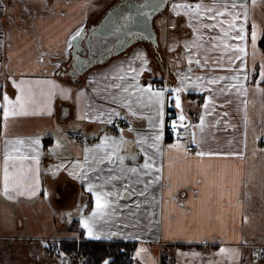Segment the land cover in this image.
I'll return each instance as SVG.
<instances>
[{
	"label": "crops",
	"instance_id": "1",
	"mask_svg": "<svg viewBox=\"0 0 264 264\" xmlns=\"http://www.w3.org/2000/svg\"><path fill=\"white\" fill-rule=\"evenodd\" d=\"M115 1L0 0V264H65L62 261L68 258L48 256L47 247L55 241H80L82 236L137 242V264H161L162 257L168 264H263L264 92L256 84L264 63V0H241L248 11L246 80L241 62L230 63L233 51L225 46L239 41L228 38L227 24L213 29L204 26L229 17L198 19L194 10L201 3L223 11L225 5L231 8V0L173 1L193 8L171 7L167 12L159 47L166 64L158 60L153 45L144 43L127 59L113 60L106 68L76 78L63 75L62 65L72 58L70 50L65 51L69 34L81 26L97 25ZM253 24L260 36L255 55L250 40ZM144 59L147 64L142 63ZM129 63L139 71L141 86L151 83L154 91L166 89L163 120L168 110L177 113L178 124L186 129L182 141L167 138L163 129V138L153 147L160 131L153 102L146 93L111 86L122 83L128 87ZM172 69L176 72L173 78ZM115 76L125 79L113 80ZM233 76L245 85L246 94L235 88L220 91L237 83ZM219 77L227 79L209 90L196 86L198 78ZM22 79L21 93L13 81L19 84ZM163 79L169 87L157 88L155 82ZM53 84L57 87L49 99ZM181 86L187 90L180 94L181 109H177L172 89ZM61 88L68 90L66 96L61 95ZM259 88L264 89V82ZM5 92L13 104L17 95L23 96V108L17 105L16 115L7 121L3 116ZM209 96L212 99L205 109ZM113 112L117 114L112 121H124L125 128L108 122ZM81 128L87 134L85 145L74 135ZM193 132L198 150L185 153L183 148L169 147L194 144ZM105 137L109 138L106 145ZM113 140L123 143L114 149ZM113 150L123 157V171L116 157L111 163L94 161L95 156ZM197 151L220 155L197 156ZM6 155L12 157L9 168L18 181L23 185L38 181L34 195L13 199L3 195ZM146 157L154 168L144 169ZM89 165L96 171H88ZM133 167L138 171H128ZM82 171L89 181L112 193L108 215L96 222L92 237L81 222L95 207L87 184L78 178ZM146 171L151 175H144ZM221 248L228 251L222 253Z\"/></svg>",
	"mask_w": 264,
	"mask_h": 264
},
{
	"label": "snow or ice",
	"instance_id": "2",
	"mask_svg": "<svg viewBox=\"0 0 264 264\" xmlns=\"http://www.w3.org/2000/svg\"><path fill=\"white\" fill-rule=\"evenodd\" d=\"M255 2V0H254ZM159 7V5H157ZM173 9H184V10H192L193 6L191 4H173ZM195 10V15L198 19H202L205 15L207 16V19L209 21H216L217 17H229V19H221L219 23H209L207 25H204L207 28L213 29L216 28L220 25L227 24V34L228 38L239 41V43H236L234 45L228 44L226 45V50H232L233 51V56L229 57L230 63H235V61H240L241 62V71L244 75L245 80L247 79V42H248V32L246 29V24L248 20V11H247V4L244 2H241V0H231V8L229 9L227 5H225L224 10L221 11L220 9L214 8V7H209L202 5L201 3H197L194 6ZM149 17L151 16V12L147 14ZM221 31H225L223 27H221ZM84 33V28L81 26L78 28L75 32L70 33L67 40L65 41V51L70 50L74 47L75 42L83 35ZM231 33H235V35H231ZM215 39V37H213ZM260 39L259 33L256 29V25H252V30H251V45L253 49V55H255V51L257 49V41ZM198 47V45H197ZM185 48H188V44H185ZM43 57V54L41 55V59ZM142 63L147 64V60L144 59ZM189 65L193 63V60L189 58L188 60ZM196 64H200L201 61L199 59L195 60ZM206 64L207 61H204ZM55 67H59V64L55 65ZM191 69H189L190 71ZM235 71V69H233ZM128 71L131 73L130 76V83L128 84V87H124L122 83H113L111 86L114 88L122 89L124 92H129L130 89L138 92L139 94H147L149 101L153 102V105L155 107V111L159 120L158 127L160 131L157 132L155 136V142L153 144V147L158 146V142L163 138V129H164V103H165V91L166 89H158V90H153V86L151 83H148L146 87L141 86L139 84V71L137 68L133 67L131 63L128 65ZM142 71V69H141ZM253 71H255V67H253ZM108 77H105L107 79ZM113 80H120L124 81L125 77L124 76H115L112 77ZM183 79H189L188 77H184ZM227 79V77H219V78H207V79H202L198 78L196 81V86L200 90H209V86L213 84H218L220 83V80ZM231 79L236 80V84H230L227 85L226 88L220 89L221 92H224L228 89L235 88L237 92H244L246 94L247 89L244 84H240L239 82V77L238 76H233ZM191 83V81H189ZM264 82V63H261L260 65V70H259V81L256 84V87L259 91L264 92V89L259 88V83ZM25 81L22 79L19 84H17L15 81H13V86L20 89L21 93L23 92V88L21 87ZM47 83L52 84L51 81H47ZM182 85H183V80H182ZM56 85L53 84V89L49 91L48 96L49 99L51 96L54 94V90L56 89ZM186 87L181 86V87H176L172 89V92L175 94L174 95V106L177 109H181V96L180 94L184 91H186ZM93 91H96L95 88H93ZM60 93L62 96H66L68 94L67 89H60ZM80 96H83L84 93L81 92L79 93ZM2 98L4 103V108H3V116L4 120L7 121L10 115H16V107L19 105L21 109L23 108V105L20 103L21 100L23 99L22 95H17L16 97V104H13L12 101L9 99V96L5 93L2 94ZM115 99V97H113ZM212 97L209 96L205 100V109L208 107V103L211 101ZM246 103V102H245ZM117 114V113H110L109 114V119L108 122L112 123V115ZM179 120L183 122L185 120L184 115L179 116ZM203 124H204V119L203 116L200 117V127L201 130L203 129ZM172 128L176 129L177 128V123L176 121L172 122ZM6 128V124H5ZM108 137H105L103 144L106 145L108 142ZM192 142L196 144L197 148L199 147V144L196 141L195 133H192ZM19 143H23V141H19ZM37 144H39V141H36ZM123 143V140H120L119 142L116 140L112 141L113 148L115 149L118 147L119 144ZM102 145H98L97 147H101ZM169 147L176 148V149H181L187 153V148L182 146L180 143H176L173 145H170ZM159 150V149H158ZM197 156H204V155H220L219 153H204L202 151H197L196 153ZM230 155H237L236 153H230ZM113 157H116V159H119L121 161V169L123 171V157H120L117 155L116 151L113 150L111 153L105 152L103 155H97L94 157V161L98 163H103L105 160H108L110 163L113 161ZM12 159L10 155L5 156V162H4V175H3V195L8 198V199H13L15 195H34L37 191L38 188V181L32 184H27L23 185L20 181H18L15 177V174L10 172L9 168V163L8 161ZM150 157H146L145 162H144V169H150L154 168L155 165L150 163ZM88 171L95 172L96 169L93 168L91 165H89ZM111 171V170H110ZM130 172H137L138 169L133 167L128 169ZM144 175H151V172L146 171ZM82 181H84L87 184V191L94 197L95 201V207L93 209L92 215L86 219H83L82 225L83 228L87 230V234L89 237L94 236V225L98 220L104 219L108 215V208L111 204V201L108 199L109 196L112 195V193L105 192L103 190V186L99 184H95L91 181H89V177L86 172H81L79 177ZM97 180L102 179L101 176L96 177ZM109 179L115 180L119 179L117 176H111ZM147 187V184L145 185ZM125 191H127V188H125ZM143 195V193H141ZM44 245L47 246V242H44ZM220 251L226 252L228 249L221 248ZM261 254H264L262 252ZM104 264H109L108 260L104 261Z\"/></svg>",
	"mask_w": 264,
	"mask_h": 264
},
{
	"label": "flooded vegetation",
	"instance_id": "3",
	"mask_svg": "<svg viewBox=\"0 0 264 264\" xmlns=\"http://www.w3.org/2000/svg\"><path fill=\"white\" fill-rule=\"evenodd\" d=\"M173 1L177 2L178 0H169L165 11L159 14L154 21L155 31L158 34V40L155 45H153L150 41L148 42L141 33H123L122 29L124 26L120 27L115 33L112 31L109 35H107V32H104L103 34L109 36V38L102 39L99 34L94 33L93 27L97 26L101 22L105 16L104 15L97 25L83 27L84 33L80 38L83 41L84 49L74 53V48L70 49V54L72 57L71 61L69 64H65L64 66L62 65V70L65 72L61 71V73L70 77L72 76L73 78L79 77L80 75H83L80 71L85 68L90 67L88 71L96 70L97 67H100L107 62H113V60L117 61L122 58L127 59L128 56L132 54L133 49L136 48L137 45L140 46L144 43L153 45V47L156 48V56L158 60L161 61L162 54L160 53L161 51L159 50V47L162 45L160 34L162 33L161 31L164 29V27H159L158 22L165 21L167 12H169L170 8L173 6ZM144 3L145 0H116L114 5L107 12L118 9L120 15L119 18L122 20V22L129 23L133 20V16L131 17L130 14H128L130 10L132 9L133 11L134 9H141L138 8V6Z\"/></svg>",
	"mask_w": 264,
	"mask_h": 264
},
{
	"label": "trees",
	"instance_id": "4",
	"mask_svg": "<svg viewBox=\"0 0 264 264\" xmlns=\"http://www.w3.org/2000/svg\"><path fill=\"white\" fill-rule=\"evenodd\" d=\"M264 143V138H262ZM80 241L66 240L51 242L46 249L50 257H59L62 254L70 257L74 255L79 264H137L135 254L137 242L114 239L108 241L89 240L84 236ZM168 260H161V264H168Z\"/></svg>",
	"mask_w": 264,
	"mask_h": 264
},
{
	"label": "water",
	"instance_id": "5",
	"mask_svg": "<svg viewBox=\"0 0 264 264\" xmlns=\"http://www.w3.org/2000/svg\"><path fill=\"white\" fill-rule=\"evenodd\" d=\"M168 1L169 0H145L144 4H140L138 6V8L141 9H134L133 11L132 9L130 10L128 14H130L131 17L133 16V20L129 23L122 22V20L119 18L120 15L118 9L109 11L103 17L101 22L97 26L93 27L94 33L99 34L102 39L109 38V36H106L103 33L107 32V35H109L112 31L115 33L120 27L124 26L122 29L123 33H141L148 42L150 41L153 45H155L158 40V34L155 31L154 21L159 14L165 11ZM157 5H159V7H157ZM149 12H151L150 17L147 15ZM73 48V53L84 49V44L81 38L75 42ZM89 68L90 67L80 71L81 74L86 73Z\"/></svg>",
	"mask_w": 264,
	"mask_h": 264
},
{
	"label": "built area",
	"instance_id": "6",
	"mask_svg": "<svg viewBox=\"0 0 264 264\" xmlns=\"http://www.w3.org/2000/svg\"><path fill=\"white\" fill-rule=\"evenodd\" d=\"M155 85L158 88H162V87L167 88L168 82L165 79H163L162 81L156 82ZM173 121H176V123H177L176 129H173L171 126ZM111 125L114 126L115 128H118V129L126 127V123L122 120H119V119H115L114 121H112ZM185 130L186 129L182 125L178 124L177 113L173 110H168L166 112L165 121H164V133H165L166 137L172 138V139H175L178 141H182L184 138V135H185ZM74 135H75L76 140L79 144H81V145L86 144L87 135H86L84 129L75 130ZM186 148L189 152H194V151L198 150L196 144H189L186 146Z\"/></svg>",
	"mask_w": 264,
	"mask_h": 264
},
{
	"label": "rangeland",
	"instance_id": "7",
	"mask_svg": "<svg viewBox=\"0 0 264 264\" xmlns=\"http://www.w3.org/2000/svg\"><path fill=\"white\" fill-rule=\"evenodd\" d=\"M165 23V21H159L158 22V26L159 27H161V26H163V24ZM161 32H163V29H162V31ZM130 56V55H129ZM128 56V57H129ZM123 59V58H122ZM125 59V58H124ZM165 59V56H164V54L162 55V58H161V63L163 64V62H165V64H166V60H164ZM170 63V65L171 66H173L172 64H174V62L173 61H170L169 62ZM112 64V62H107V63H105L104 65H102V66H100V67H97L98 69H100V68H106L107 66H109V65H111ZM169 73L171 74V76H172V73H176L173 69L172 70H170L169 71ZM174 76V75H173ZM173 76H172V78H173ZM169 87V86H168ZM174 111V110H173ZM61 241H66V240H61ZM55 242H57V241H55ZM62 257H64L65 259L66 258H68V259H66V262L65 261H62V263H65V264H79L78 262H77V259H76V257L74 256V255H72V256H70V257H67L68 255H64V254H62L61 255ZM54 258V257H53ZM2 259L4 260L5 259V257L3 256L2 257ZM263 264H264V260H263Z\"/></svg>",
	"mask_w": 264,
	"mask_h": 264
}]
</instances>
